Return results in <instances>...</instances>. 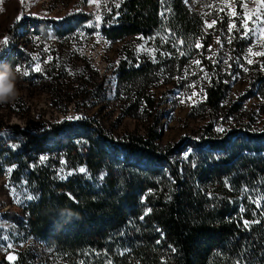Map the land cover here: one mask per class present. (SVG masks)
<instances>
[{"label":"trees","instance_id":"trees-1","mask_svg":"<svg viewBox=\"0 0 264 264\" xmlns=\"http://www.w3.org/2000/svg\"><path fill=\"white\" fill-rule=\"evenodd\" d=\"M102 11L106 38H154V58L121 50L118 80L136 98L124 107L150 103L155 64L197 55L210 79L190 114L200 109L207 118L192 135L165 143L156 116L143 134L118 136L92 118L44 129L0 125L20 135L14 146L0 140V156L23 171L34 197L20 221L26 236L49 251L47 264H264V119L242 105L248 93L228 98L223 73L202 54L209 36L201 16L185 0H114ZM89 19L75 10L33 21L54 22L64 35ZM256 81L264 91V72ZM58 148L85 171L60 177L51 165ZM26 253L15 264H33Z\"/></svg>","mask_w":264,"mask_h":264},{"label":"rangeland","instance_id":"rangeland-1","mask_svg":"<svg viewBox=\"0 0 264 264\" xmlns=\"http://www.w3.org/2000/svg\"><path fill=\"white\" fill-rule=\"evenodd\" d=\"M113 1L23 0L22 3L21 0H0V41L8 37V44L0 46V62L13 68L19 65L28 73L26 76L19 73L17 98L0 104L1 126L44 129L64 119L92 118L118 136L132 132L143 134L156 116L159 141L165 143L181 135H192L205 122L206 111L197 109L190 114L192 106L205 99V87L210 79L202 57L197 55L180 62L155 64L158 70L147 86L150 103L137 102L135 106L124 107L131 98L136 102V98L132 97L133 93L126 94L118 80L121 50L132 48L146 52L151 58L157 53L153 37L129 34L110 40L104 36L100 17L102 10ZM185 2L204 22L209 41L202 54L223 73L228 82V98H243L248 93L242 105L255 112L257 121L263 120L264 111L260 108L264 107V91L257 89L256 79L264 72V56L253 53L264 52V32L253 35L248 31L256 28L253 23L256 16L252 15V10L257 8L255 0ZM75 10L92 15V19L78 25L72 33L60 35L55 32L54 22L33 21L35 18L57 21ZM261 15L264 17V13ZM249 16L252 18L248 19ZM245 20L247 28L243 27ZM231 24L236 27L230 29ZM37 65L40 71H36ZM0 134L1 142L11 146L20 139L19 134L8 129ZM52 156L56 160L51 165L60 177L83 168L82 165L73 168L62 156L61 148L53 150ZM2 157L0 264H15L17 253L22 250L27 251L25 255L33 264H47L51 258L49 251L40 241L26 236L20 225L25 218L24 204L32 194L31 188L23 171L16 169L14 163L4 164ZM41 158H45L44 155H40Z\"/></svg>","mask_w":264,"mask_h":264},{"label":"snow or ice","instance_id":"snow-or-ice-1","mask_svg":"<svg viewBox=\"0 0 264 264\" xmlns=\"http://www.w3.org/2000/svg\"><path fill=\"white\" fill-rule=\"evenodd\" d=\"M21 2L23 3V0H21ZM96 2V0H89V3H94ZM255 3L257 4V8L252 10V15L256 16V19L253 21V23L256 25L255 29H248L249 32H251L253 35H255L257 32H264V17H262L261 13H264V0H255ZM118 6V5H117ZM243 7L245 9H247V3L243 4ZM232 15H236L235 12L232 13ZM22 18V14L21 16H18L17 19H21ZM252 16H249L248 19H251ZM213 23H215V21H213ZM212 25H209V27H211ZM236 27L235 24H231L230 25V29ZM243 27L247 28L248 24H247V20L244 21ZM180 43L182 44L183 41H180ZM8 44V37H4L2 41H0V46H6ZM197 47H199V45H197ZM251 51V50H250ZM253 55H259V56H264V52H258V53H253ZM249 63H252L251 60L248 61ZM195 63H199V61H195ZM16 71L21 73L22 75H28L27 71H24L22 69L21 66L17 65L16 66ZM40 67L39 65H37L36 67V71H40ZM45 159V158H42ZM10 171V170H9ZM81 172H84L85 169L81 168L80 169ZM28 199H33L34 197L28 196ZM247 221L245 222V225L247 226Z\"/></svg>","mask_w":264,"mask_h":264},{"label":"clouds","instance_id":"clouds-1","mask_svg":"<svg viewBox=\"0 0 264 264\" xmlns=\"http://www.w3.org/2000/svg\"><path fill=\"white\" fill-rule=\"evenodd\" d=\"M19 72L6 62H0V104L10 103L18 96L16 81ZM71 215V214H69Z\"/></svg>","mask_w":264,"mask_h":264}]
</instances>
